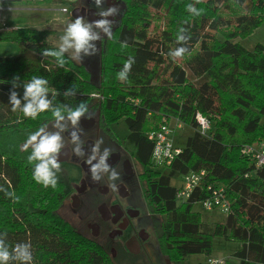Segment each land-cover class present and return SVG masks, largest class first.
Returning a JSON list of instances; mask_svg holds the SVG:
<instances>
[{"label": "trees", "instance_id": "16d2710c", "mask_svg": "<svg viewBox=\"0 0 264 264\" xmlns=\"http://www.w3.org/2000/svg\"><path fill=\"white\" fill-rule=\"evenodd\" d=\"M120 1L123 9L112 37L100 41L98 85L67 53L63 67L55 57L42 55L45 48H58L47 41L45 30L20 26L0 31V41L21 45L17 54L0 56V233L7 232L6 244L11 250L17 243H30L31 264H117L99 241L60 213L68 198L65 181L58 179L53 188L33 178L38 161L29 162L32 149L22 147L54 117L51 111L35 119L14 112L9 97L15 90L22 98L24 83L41 76L48 80L53 105L75 108L85 102L99 128L118 144L124 140L113 124L124 119L144 167L139 180L147 209L169 225L162 223L157 236L167 260L175 264L192 254L211 256L219 236L239 243L233 254L237 260L225 264L264 263V167H255L241 153L243 145L264 140V44L248 49L239 41L263 24L264 0ZM189 4L201 14L189 12ZM181 27L191 36L188 52L173 59L168 53L180 46L175 37ZM125 41L127 47H122ZM130 57L135 63L122 81L117 73ZM73 86L76 94L66 97ZM95 91L101 94L96 100L91 95ZM197 112L212 123L207 134L199 129ZM172 118L195 131L185 145H175L181 151L169 165L153 168L154 142L147 133ZM203 170L201 187L179 202L174 175ZM210 186L223 187L230 205L225 220L212 225L194 209L211 196Z\"/></svg>", "mask_w": 264, "mask_h": 264}, {"label": "rangeland", "instance_id": "374dc122", "mask_svg": "<svg viewBox=\"0 0 264 264\" xmlns=\"http://www.w3.org/2000/svg\"><path fill=\"white\" fill-rule=\"evenodd\" d=\"M81 5H84L88 9V14L85 19L94 21L95 16H97L96 13L99 11L94 4V0H53L51 3L44 2L43 0L0 1V18L3 22H6L10 28L22 26L45 30L47 32L45 35L47 41L59 46L61 42L60 37L64 34L67 24L76 18L74 16L76 6L79 7ZM114 5L118 6L119 9L123 6L120 2L115 1V3L111 5L110 0H104V8ZM109 19H113V17H109ZM117 20L118 17H116V21ZM239 41L248 49H253L258 42L264 44V22L251 35L246 38H240ZM96 43L97 47L100 49V41ZM20 48L21 45L18 43L0 41V56L17 54ZM67 54L76 63L83 64L89 70L92 82L97 85L99 84L100 51L96 55L84 56L82 59H74L70 53ZM93 93L98 92L95 91ZM94 98L95 100L98 99V97ZM53 124L54 122L47 126L48 131L56 130L53 128ZM172 124L175 125L177 122L172 121ZM81 125L82 122L80 121V128H82ZM113 128L117 135L124 140L123 144L114 142L105 132L99 129L98 125L95 126L93 134L97 139L103 138L104 143L101 145V151L105 147H108L111 151L115 152L109 157L108 163L110 165L115 164L119 156L121 157L119 163L115 165L117 172L120 174V178L114 181V183L117 185V188L118 183H125L130 193L125 198H120L118 196V201L125 207L132 208L134 211L138 212V215L129 217L128 222L131 227L126 230L121 229V226L114 227L108 219L101 215L99 212L100 208H98V212H94V215H91L89 218L83 217L89 210L87 203L95 209L102 201V198L101 194L92 187L88 188L86 192L81 191L78 194V189H82V179H85V174H83L79 164L81 157L72 154L71 150L70 160H60L61 157L64 156V153L60 154L59 162L61 164V171L56 173L59 180L65 181L69 195H67L68 198L61 207L60 213L68 220L72 221L79 231L99 241L109 251L117 264H168L167 258L164 257L158 245L157 236L159 233L163 232V224L167 227L169 225L162 215L150 216L148 213L138 178V173L142 172L144 167L136 159L135 145L134 142L127 137L129 129L124 119L114 123ZM83 131L81 133V139L84 142L85 134H83ZM194 131L195 129L188 125L176 127L174 137L175 145L179 147L185 145L187 137L192 135ZM62 136L64 147L67 146L71 149L73 145L70 142L68 132L62 133ZM124 158L131 159L133 162L134 172L132 174L126 173L125 163L122 164L121 162ZM163 171L166 172L167 169ZM103 178L104 182L107 183V181H109L107 175L103 176ZM172 183L179 187L181 185V177L175 174ZM75 195L76 198L79 197L78 199H80V206H75V204L78 203L77 200L75 201ZM115 198L116 200L118 199L117 197ZM194 209L203 214L204 220L208 225H212L216 221L225 220L226 218V214L219 210L207 211L201 206L200 202L194 205ZM114 230H121L124 233L121 237L123 239L127 234H129L130 237L132 236L140 239V244L142 246L141 252H127L122 242L119 241L122 240L121 238L115 240L112 238V232ZM143 232H146L147 236H145ZM213 243L214 251L210 257L221 258L223 264L227 261L237 260L233 254L239 246L238 242L227 241L223 237L217 236L214 238ZM208 257L202 254H192L175 264H206Z\"/></svg>", "mask_w": 264, "mask_h": 264}, {"label": "clouds", "instance_id": "9594fccd", "mask_svg": "<svg viewBox=\"0 0 264 264\" xmlns=\"http://www.w3.org/2000/svg\"><path fill=\"white\" fill-rule=\"evenodd\" d=\"M199 2V0H197ZM104 0H94V4L99 9L96 13L99 19L88 21L84 16H77L75 20L70 21L64 34L60 37V44L56 49L45 48L42 55L45 57H55L57 64L63 67L66 63L65 54L70 53L74 59H82L84 56L96 55L100 49L97 47V41H102L105 37L111 39L113 28L116 24L115 17L119 14L118 6L103 7ZM187 10L192 14L199 16L201 9L195 8L193 4L187 5ZM188 30L184 27L179 28L176 33V43L180 45L175 49H170L168 55L173 59L182 57L188 52L186 46L191 36ZM122 47H127V42H123ZM135 63V58L130 57L123 63V67L117 73V78L126 80L131 72L132 65ZM14 78L13 89L18 85ZM24 92L21 98L19 94L12 90L10 92V104L12 111H21L24 116L35 119L39 113L51 111L54 117L53 128L55 131H48L47 125L40 127L37 131L31 133L22 150H27L31 147V154L28 156L29 162L38 161L35 164L33 178L37 183L44 187L55 188L58 183L57 172L61 171L59 157L61 149L64 147L62 133L69 132L70 142L73 145L71 153L77 157L85 159V162L90 166L89 172L93 182H99L103 176L107 175L110 183L108 187L115 190L117 185L114 181L120 178L116 168L108 163L109 157L112 154L111 149L105 147L101 151V145L104 143L103 138L97 139L91 146L90 151L86 152L83 147L80 128L82 117L88 114V105L81 102L75 108L67 105H53L52 99H49L48 80L41 76H33L31 80L26 81L23 85ZM76 94V87L73 86L64 92L67 97ZM56 93H53L55 97ZM89 119L92 117L87 115ZM3 190V189H0ZM5 194L14 197L13 192L4 190ZM7 232L0 233V264H9L10 261H17L19 264H31L32 252L30 243H17L11 250L5 240Z\"/></svg>", "mask_w": 264, "mask_h": 264}, {"label": "built area", "instance_id": "2783aa9c", "mask_svg": "<svg viewBox=\"0 0 264 264\" xmlns=\"http://www.w3.org/2000/svg\"><path fill=\"white\" fill-rule=\"evenodd\" d=\"M1 9V8H0ZM11 29L6 22L0 18V31H5ZM93 97H101L100 93H92ZM196 119L199 125L201 133L207 134L211 130L212 123L210 119L202 114L197 112ZM179 125L172 126L170 120L164 121L158 131H153L147 133L148 138L154 142V149L151 156V167L162 169L164 166L169 165L174 157L181 151L179 147H176L174 144V132L175 128ZM241 153L246 156L250 161L255 164V167L260 168L264 167V140L254 143H248L242 146ZM205 171L201 172H189L182 177V185L177 192V200L179 202L186 201L192 191L201 187L203 183V176ZM211 196L205 198L200 202V204L206 210H219L222 213L227 214L230 209V205L225 197V192L223 187L212 188ZM206 264H223L221 258L208 257ZM264 264V263H256Z\"/></svg>", "mask_w": 264, "mask_h": 264}, {"label": "flooded vegetation", "instance_id": "af4514ba", "mask_svg": "<svg viewBox=\"0 0 264 264\" xmlns=\"http://www.w3.org/2000/svg\"><path fill=\"white\" fill-rule=\"evenodd\" d=\"M115 1L120 2L123 5V3L120 0H110V4L113 5L115 3ZM122 9H123V6H121V8H120V12ZM75 12L76 13H82L84 15V17H86L88 14V9L84 5H81L79 7L76 6ZM120 12H119V14H120ZM117 16L113 17V19L116 20ZM99 18H100L99 16H95L94 20L99 19ZM87 115H89V114H87ZM87 115L85 117L81 118V122H82L81 126L84 130L83 134H85V141L83 143V147L86 150V152L90 151L92 144L97 140V138L94 137L93 131H94L95 126L98 125L97 117L90 115L92 118L89 119ZM69 132H68V136L70 137ZM70 150L71 149L69 147L65 146L61 150L60 154L64 153L63 154L64 156H62L61 158L68 156L67 160H70L71 159ZM111 152H112V154L115 153L113 151H111ZM120 159H121V157L119 156L118 161L115 164H112L111 166L115 167V165L119 163ZM79 162H80L79 163L80 168L83 171V174H85V179H82V185H81L82 189H80V188L78 189V191H79L78 194L81 191L86 192L88 190V188L92 187V188H95L101 194V198H102V201L100 202L98 207L95 209H93L92 206H89V204L87 203L89 210L83 217L89 218L91 215H94L93 214L94 212H98L99 211L98 208H100L99 212L101 213V215H103L106 219H108L110 221L111 225H113L114 227L121 226V229H123V230L130 228L131 226L128 222L129 217L138 215V212L134 211L132 208L125 207L121 202L118 201L119 197L125 198L130 193L129 189L125 185V183L124 182L118 183V188L116 187L117 190L116 189L112 190L108 187V184L110 182L109 181H107V183L104 182L103 181L104 178H102L99 182H93V180L91 179V174L89 172L90 166L85 162L84 158H81ZM121 162H122V164L125 163V166H126L125 169H126L127 174H132L134 172L133 162L131 161V159L124 158ZM139 173H138V178H139ZM141 188H142V186H141ZM142 191H143V189H142ZM76 195H77V193H76ZM76 195H75V198H76ZM143 195H144V192H143ZM115 197H117L118 199L116 200ZM78 198L79 197H77L75 199V201L77 200V202H78L75 204V206H80L81 202H80V199H78ZM144 202H145V205L147 208L145 197H144ZM148 213L150 216H154V215L150 214L149 211H148ZM143 233L145 236H147L146 232H143ZM119 234H120V236H119ZM123 234L124 233L121 230H119V231L114 230L112 232V238L114 240L121 238L123 236ZM121 239L122 240H119V241L122 242L124 249L127 252L131 251L130 250V246H131L130 242H139L140 243V239H137V238L132 237V236L130 237L129 234H127L126 237H124V239L123 238H121ZM141 250H142V246H141V249L139 252H141Z\"/></svg>", "mask_w": 264, "mask_h": 264}, {"label": "crops", "instance_id": "0c3cea01", "mask_svg": "<svg viewBox=\"0 0 264 264\" xmlns=\"http://www.w3.org/2000/svg\"><path fill=\"white\" fill-rule=\"evenodd\" d=\"M172 121H176L177 122V124H175V125H179V127L181 126L182 127V125H184L181 121H179L178 119H176V118H172L171 119V124H172ZM173 125V124H172ZM175 125H173L174 127H175ZM185 126V125H184ZM176 129V128H175ZM190 136V135H189ZM174 137H175V132H174ZM173 137V138H174ZM175 144V143H174ZM195 172V171H194ZM178 176H180L181 177V185H182V177H183V175H179L178 174ZM181 185L178 187V188H180L181 187ZM202 206V205H201ZM203 207V206H202ZM207 211H216V210H207ZM163 217V216H162ZM203 219H204V217H203ZM205 221V220H204ZM130 244H131V246H130V250H131V252H139L140 251V249H141V245H140V243L139 242H130ZM129 244V245H130ZM208 257V256H207ZM187 258V257H186Z\"/></svg>", "mask_w": 264, "mask_h": 264}, {"label": "water", "instance_id": "95a60500", "mask_svg": "<svg viewBox=\"0 0 264 264\" xmlns=\"http://www.w3.org/2000/svg\"><path fill=\"white\" fill-rule=\"evenodd\" d=\"M0 1H17V0H0ZM75 10H74V16L75 17H77V16H84L82 13H76ZM67 159H68V156H66L64 158H61L60 160H67ZM168 264H171L169 260H168Z\"/></svg>", "mask_w": 264, "mask_h": 264}]
</instances>
